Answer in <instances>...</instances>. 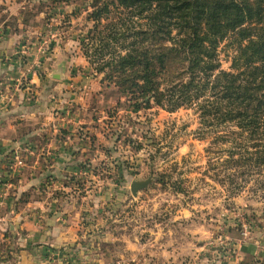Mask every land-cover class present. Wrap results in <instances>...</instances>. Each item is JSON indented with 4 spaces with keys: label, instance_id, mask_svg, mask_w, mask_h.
I'll use <instances>...</instances> for the list:
<instances>
[{
    "label": "rangeland",
    "instance_id": "rangeland-1",
    "mask_svg": "<svg viewBox=\"0 0 264 264\" xmlns=\"http://www.w3.org/2000/svg\"><path fill=\"white\" fill-rule=\"evenodd\" d=\"M90 12V0H0V39L7 31L19 36L22 46L15 47V54L20 62L29 67L34 63L37 72L45 64L43 71L70 77V90L61 100H52L65 123L55 131L56 138L77 135L87 142L69 172L43 178L33 187L18 186L36 163L39 167L43 163L41 143L16 144L0 155V218L19 212L28 202H39L28 211L38 221L44 216L42 203L52 204L49 212L55 216L76 214L74 208L64 210L66 202L78 207L82 240L71 245V255L60 256L61 248L44 259L37 254L38 264H86L92 259L94 264H137L124 255L123 240L130 235L147 242L160 219L168 220L179 205L187 204L194 207L193 218H202L208 228L202 250L188 256L187 262L220 264L221 255L211 260L214 251L234 256L237 245L253 239H261L256 245L264 250V164L259 171L253 166L244 173L246 167L231 161L239 158L238 152L253 151L251 142L235 136L239 129L232 123H201L195 103L167 111L155 105L134 109L123 97L119 100L115 86L94 69ZM232 53L220 45L222 69H230ZM69 60L72 65L67 67ZM20 77L18 86L30 85L26 76ZM15 155L23 161L17 171L11 168ZM150 175L148 187L133 196L130 183ZM14 226L4 225L7 239L0 238V247H21L11 236ZM90 245L94 256L86 251Z\"/></svg>",
    "mask_w": 264,
    "mask_h": 264
},
{
    "label": "trees",
    "instance_id": "trees-1",
    "mask_svg": "<svg viewBox=\"0 0 264 264\" xmlns=\"http://www.w3.org/2000/svg\"><path fill=\"white\" fill-rule=\"evenodd\" d=\"M94 69L134 109L196 104L201 123H232L264 164V0H90ZM230 47V69L219 47ZM233 152H230V158ZM243 174V171L239 172ZM264 185V182H263Z\"/></svg>",
    "mask_w": 264,
    "mask_h": 264
},
{
    "label": "crops",
    "instance_id": "crops-1",
    "mask_svg": "<svg viewBox=\"0 0 264 264\" xmlns=\"http://www.w3.org/2000/svg\"><path fill=\"white\" fill-rule=\"evenodd\" d=\"M20 41L19 36L16 38V34L10 31L0 39V155L6 154L16 144L37 146L41 143L43 163L40 167L36 163L30 175L25 176L18 186L33 187L43 178L50 180L69 172L70 165L79 155L77 151L82 152L83 145L87 142L82 141L77 135L70 139L56 138L55 131L64 127L65 123H61L58 113L52 107L55 105L52 104V100L55 98L61 100V97L65 96L63 93L70 90L67 79L70 77L67 74L64 77L61 72L43 71L45 64L43 66L41 64L42 71L37 72L33 68L34 63L29 67L30 63L20 62L18 55L15 54V47ZM19 45L21 47L22 43ZM71 65L69 60L67 67ZM56 75L57 79L54 77ZM20 76H26L24 78L30 82V85L18 86L17 80L21 78ZM50 185L48 187H52ZM38 203H24L27 212L25 208H20L19 212L9 213L0 218V238L7 239L2 232L5 224L15 225L12 229L15 231L11 236L13 234V240L18 241L21 246L8 249L0 247V253H5L0 255V264H38L40 258L37 254H43L44 259L51 250L53 252L59 248H61L59 252L64 250L60 252V256L71 255L72 251H69L71 245L77 240H82V234H78V231L81 232L79 226L82 220L81 211L77 206H70V203L66 202L68 207L66 206L64 210L74 208L76 214L72 212L68 215L55 216L49 212L53 205L42 203L44 216L38 221L32 214H28L29 207H36ZM66 203H62L61 206ZM179 207L180 209L168 220L160 219L156 224L158 228L154 232V237H150L147 242L130 235L128 240L124 239V255L129 259L138 260L137 264H148L146 260H149V264H191L186 258L194 257V254L197 255L202 250V245L208 236V228L206 223L201 221L202 218L197 221L193 218L192 205H179ZM19 231L22 232L19 234ZM100 236L107 238L110 235L102 233ZM258 241L253 239L237 245L234 256L221 253L220 264H264V250L260 251L257 248ZM40 244H43L42 249ZM51 246L55 249L50 248ZM148 246L153 247L148 248ZM86 251L90 256H94V248L91 245ZM86 264H94V259Z\"/></svg>",
    "mask_w": 264,
    "mask_h": 264
},
{
    "label": "water",
    "instance_id": "water-1",
    "mask_svg": "<svg viewBox=\"0 0 264 264\" xmlns=\"http://www.w3.org/2000/svg\"><path fill=\"white\" fill-rule=\"evenodd\" d=\"M56 73H60V72H56ZM55 77H58L57 75ZM153 180V176H148L146 179L144 180H133L130 183V192L133 196H135L137 194V192L141 189H145L148 187V185L152 182Z\"/></svg>",
    "mask_w": 264,
    "mask_h": 264
},
{
    "label": "built area",
    "instance_id": "built-area-1",
    "mask_svg": "<svg viewBox=\"0 0 264 264\" xmlns=\"http://www.w3.org/2000/svg\"><path fill=\"white\" fill-rule=\"evenodd\" d=\"M22 165H23V161H22L21 157L19 155H15L14 156V162H13V164L11 166V168L13 169V171H17V169L20 168ZM218 242L220 244L224 243V241L222 239H219ZM212 255L213 256H216V257H214L211 260H216L221 255V253L220 252H217V251H214L212 253Z\"/></svg>",
    "mask_w": 264,
    "mask_h": 264
}]
</instances>
